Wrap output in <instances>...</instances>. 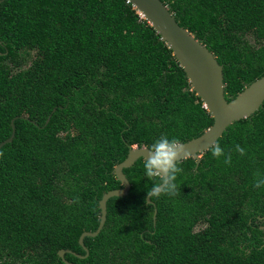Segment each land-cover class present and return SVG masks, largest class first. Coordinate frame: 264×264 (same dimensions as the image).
<instances>
[{"label":"trees","instance_id":"1","mask_svg":"<svg viewBox=\"0 0 264 264\" xmlns=\"http://www.w3.org/2000/svg\"><path fill=\"white\" fill-rule=\"evenodd\" d=\"M162 1L224 66L227 100L264 75V0ZM213 122L131 0H1L0 143L14 137L0 148V264H264V103L218 139L222 156L180 161L174 194L149 203L144 158L125 168L129 193L80 244L132 146Z\"/></svg>","mask_w":264,"mask_h":264},{"label":"water","instance_id":"2","mask_svg":"<svg viewBox=\"0 0 264 264\" xmlns=\"http://www.w3.org/2000/svg\"><path fill=\"white\" fill-rule=\"evenodd\" d=\"M1 1V0H0ZM138 12L143 16L162 36L174 55L184 68L192 84V88L202 98L205 107L214 118L213 124L200 136L192 138L184 144L187 152L182 154V159L194 157L199 162L201 153L210 149L223 135L233 122L254 114L264 103V75L249 84L234 99L227 100L224 82V66L218 61L216 55L203 41L197 38L177 20L174 12L162 0H131ZM11 137L0 143V148ZM147 146L134 145L130 148L128 156L115 167L117 178L122 187L109 190L104 193L100 200L101 221L96 231H85L80 236V244L89 249L84 243L86 236H96L100 233L107 220L108 200L114 196H124L131 189V182L124 172L125 168L131 167L139 158L146 155L142 149ZM147 201L152 202L148 196ZM157 209L154 219L156 220ZM69 249H61L59 254L64 257ZM75 253V252H74ZM83 257V255H79ZM73 264V263H70Z\"/></svg>","mask_w":264,"mask_h":264},{"label":"clouds","instance_id":"3","mask_svg":"<svg viewBox=\"0 0 264 264\" xmlns=\"http://www.w3.org/2000/svg\"><path fill=\"white\" fill-rule=\"evenodd\" d=\"M142 150L146 152V155L143 154L145 176L155 181L151 190L148 191V196L152 199V197H159L162 194H174L176 190L175 177L180 171L179 164L182 154L187 152L184 144L175 137L162 134L155 138L147 149ZM235 150L241 155L245 152V149L239 144L235 146ZM211 151L215 157L223 155V149L219 144H214ZM224 163H231L230 155L225 157ZM254 186L256 188L264 186V175L257 176Z\"/></svg>","mask_w":264,"mask_h":264},{"label":"rangeland","instance_id":"4","mask_svg":"<svg viewBox=\"0 0 264 264\" xmlns=\"http://www.w3.org/2000/svg\"><path fill=\"white\" fill-rule=\"evenodd\" d=\"M253 40V39H252ZM253 42H254V40H253Z\"/></svg>","mask_w":264,"mask_h":264}]
</instances>
